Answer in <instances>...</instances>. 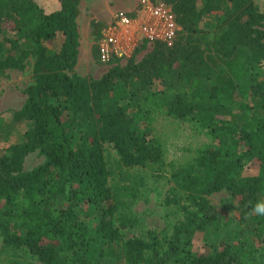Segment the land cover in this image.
Listing matches in <instances>:
<instances>
[{"label":"trees","instance_id":"1","mask_svg":"<svg viewBox=\"0 0 264 264\" xmlns=\"http://www.w3.org/2000/svg\"><path fill=\"white\" fill-rule=\"evenodd\" d=\"M58 1L44 14L33 0H0V76L32 60L33 80L11 117L26 126L22 141L0 149V264H264V214L255 211L264 204V13L255 0H153L171 7L175 40L139 62H111L100 79L74 73L80 0ZM170 124L206 142L170 158L161 131ZM33 153L43 162L25 171ZM251 164L257 174L244 177ZM135 168L169 175L187 202L168 237L126 236L141 226L130 209L143 185ZM222 191L237 219L208 200Z\"/></svg>","mask_w":264,"mask_h":264},{"label":"rangeland","instance_id":"2","mask_svg":"<svg viewBox=\"0 0 264 264\" xmlns=\"http://www.w3.org/2000/svg\"><path fill=\"white\" fill-rule=\"evenodd\" d=\"M34 4L44 14H51L59 9L58 0H33ZM255 3L260 12L264 13V0H255ZM136 0H80L79 16L77 19L79 33L78 59L74 73L79 77L100 79L108 72L112 64H103L100 61L98 54V43L103 29L109 25L115 13L123 11L132 13L135 11ZM214 21V16L203 20L202 28L206 29ZM13 26L6 24V37L15 38ZM208 29V28H207ZM97 32V34L95 33ZM141 44V43H140ZM152 47L146 45V49L139 52L137 48L130 59L139 62L149 52ZM137 52V53H136ZM130 59L114 61L120 66H124ZM32 60L29 61L25 70L7 71L3 76H0V116L5 119L7 126V136L5 139H0V149H6L11 144L20 143L23 138L25 127L23 123L14 122L12 112L18 111L23 106L26 96L23 91L32 84ZM163 133L170 136V158H177L182 155L181 148L191 145L197 147L206 142L204 138H191L190 133L183 129H176L175 125H167L161 129ZM105 156L109 169L119 176L118 156L112 149L111 145L106 144ZM43 162V158L36 153L29 155L24 162V170H31ZM125 171V169H122ZM136 179H143V185L139 187V194L131 201L130 209L140 219L141 226L134 232L127 233L126 236H140L145 232H155L161 236H170L172 228L177 221L183 220L181 207L187 205L185 198L182 195L171 192L172 184L167 180L169 175H154L148 169H138L130 171ZM258 172L257 165H248L244 168V177L256 175ZM174 197V203H167L168 198ZM229 199V195L222 191L208 197L211 205L220 210L223 209L224 215L234 220L237 215L234 212V206L231 201L227 203L232 208L224 209V201ZM179 201V202H177ZM226 203V202H225ZM222 211V210H221ZM237 219V218H236ZM250 243L259 247L258 240L255 237H250ZM2 247V239L0 237V249ZM193 250L198 254L205 253L204 245L201 241H195ZM247 252V250H244ZM264 253V249L262 250ZM31 263L37 264L31 259Z\"/></svg>","mask_w":264,"mask_h":264},{"label":"built area","instance_id":"3","mask_svg":"<svg viewBox=\"0 0 264 264\" xmlns=\"http://www.w3.org/2000/svg\"><path fill=\"white\" fill-rule=\"evenodd\" d=\"M179 26L170 6L153 0H136L135 11L114 14L101 32L98 54L101 63L130 59L141 42L148 47L161 42L171 45Z\"/></svg>","mask_w":264,"mask_h":264},{"label":"clouds","instance_id":"4","mask_svg":"<svg viewBox=\"0 0 264 264\" xmlns=\"http://www.w3.org/2000/svg\"><path fill=\"white\" fill-rule=\"evenodd\" d=\"M255 211L258 214H264V204H258L255 208Z\"/></svg>","mask_w":264,"mask_h":264}]
</instances>
